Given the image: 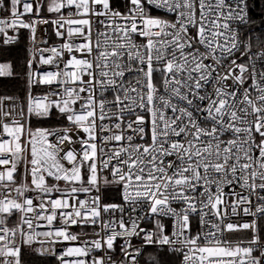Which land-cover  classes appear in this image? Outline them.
I'll list each match as a JSON object with an SVG mask.
<instances>
[{
    "label": "snow or ice",
    "instance_id": "1",
    "mask_svg": "<svg viewBox=\"0 0 264 264\" xmlns=\"http://www.w3.org/2000/svg\"><path fill=\"white\" fill-rule=\"evenodd\" d=\"M5 3L4 44L16 42L9 29L35 44L40 24L64 42L38 50L56 70L28 61L26 110L4 111L13 98H0V264H25L24 246L55 255L51 245L89 235L73 225L93 226L95 238L60 264H140L145 245L167 246L180 264H264V40L254 47L237 27L249 22L246 0H47L52 20L39 0ZM34 85L49 90L33 95ZM53 109L66 124L25 123ZM240 215L253 219H228ZM239 232L251 235H226ZM118 238L121 260L110 254Z\"/></svg>",
    "mask_w": 264,
    "mask_h": 264
},
{
    "label": "built area",
    "instance_id": "2",
    "mask_svg": "<svg viewBox=\"0 0 264 264\" xmlns=\"http://www.w3.org/2000/svg\"><path fill=\"white\" fill-rule=\"evenodd\" d=\"M116 0H111V3L114 7L119 8V9H123L124 7V0H118V2H115ZM39 3L41 5H44V7H42V10L40 11V17L45 18V19H56V14H52V13H48L47 12V8H46V4H47V0H39ZM10 7V5H9ZM34 7H35V3H34ZM5 8H6V3H5ZM246 11H247V17H248V21H249V10H248V4H247V0H246ZM6 14L5 10H0V16H4ZM153 14H158L157 12H153ZM64 15L67 16L68 15V10L64 11ZM248 24V23H247ZM237 25V27L240 29L241 34L243 35L244 33V27L247 25ZM55 26L54 25H50V24H40L37 26V33H36V43L33 44L30 38V33L27 29H20L19 32H14L13 30L9 29L8 30V35L12 36H16V42L15 43H10V44H4L3 40H4V36L0 35V44L2 45H7V46H11V45H16L20 42V40L24 37L28 38V48H29V57H28V61L35 55L36 59L33 61V68L36 70H41V71H54L56 70L54 66L52 65H40L39 64V49H43V48H51L53 46L59 47V45L61 43L64 42V40H62L60 37H57L55 35ZM244 36V35H243ZM262 40H264V37L262 38ZM259 45L256 44L254 45V47H258ZM44 55L47 57L49 55V53L45 52ZM27 61V64H28ZM63 65H61L62 67ZM52 88H57V85H53L51 86ZM49 90V86L46 85H34L31 88V92L33 93V95H43L45 94L47 91ZM29 85H28V80H27V88H26V95L23 99H21L18 96L15 95H10V94H5L2 95L1 98L4 97H11L13 99L9 100V99H4L3 100V108L4 111H8L11 107L15 106L17 110H19L21 107H25L26 110V103H27V96L29 94ZM25 123L28 124L30 127H32L33 129L37 128V127H43V128H54V127H61L64 124H66V121L60 116V114L53 109L51 115L48 118H44V119H38L35 116H32L29 119L26 118ZM6 138V137H5ZM20 177L19 175L17 176V180L19 181ZM60 186L63 187L64 184L63 182L60 183ZM103 190V189H102ZM105 191V202H117L120 203V197L118 195V193L113 190L111 192H108L107 190H103ZM227 191V189H226ZM94 194V193H93ZM26 195L29 198H35L38 195H40L37 192H28L26 193ZM53 197L58 196V193H53L52 194ZM80 198L84 199L85 194H80ZM229 221H234V222H250L253 217H249V216H229L228 217ZM166 223L170 224L171 221L168 220V218H165ZM13 223L15 222L14 219L12 221ZM46 222L44 221H40V224H45ZM57 223H62L60 221H57ZM261 221L258 220V224H260ZM11 226V225H10ZM141 226L143 228H145L146 230H150L154 228V223L148 222V221H141ZM47 230V228L44 227H40L37 228L36 231L40 232V231H45ZM94 228L91 225L88 226H76L73 225L69 228V231L73 234H79L81 232H86L89 233L88 236H83V237H79L77 241L75 242H71V241H62L60 243L51 245V248L53 249V251L55 252V255H50V254H44V255H40L39 253H37L40 256H45V257H50V258H54L58 264H60L58 257L60 255L63 254L64 250L68 247H76V246H82L81 245V241L83 239H93L95 237H93L91 235V233L93 232ZM95 231H99V227L96 226L95 227ZM229 235L231 239H233L234 241L238 242L240 238L243 237H250V233H245V232H239V233H234V234H226ZM262 235V242H264V233H261ZM40 239H43V237H38L37 238V242H34L32 245V248H39L41 247V245L38 243V241ZM141 243L140 239L133 237L132 238V244L135 246H139ZM123 244V240L119 239L117 240V247L115 249L114 252L110 253L114 259L116 260H121L123 259V253L120 251L119 245ZM44 247H49L48 244H45ZM152 249H161L164 250L166 252L172 253L170 251L167 250V246H164L163 248L159 247L158 245H145L141 251V255L139 257H137V259L139 260L140 264H145V258L149 255L150 251ZM132 249H129V251H131ZM30 253H36L33 252L32 249L28 248V246H24L23 249V254H22V259L24 260ZM96 253H93V255H95ZM175 254L178 259H179V264H180V260L181 257L176 254V253H172ZM25 261V260H24ZM25 264H29L26 263ZM125 264H128L127 261H125Z\"/></svg>",
    "mask_w": 264,
    "mask_h": 264
},
{
    "label": "trees",
    "instance_id": "3",
    "mask_svg": "<svg viewBox=\"0 0 264 264\" xmlns=\"http://www.w3.org/2000/svg\"><path fill=\"white\" fill-rule=\"evenodd\" d=\"M115 2H118L116 0ZM249 10V22L244 27L243 35L250 39L253 45L264 37V0H247ZM10 0H6L8 9ZM29 57L28 38H22L16 45L0 44V63L12 65L11 76H0V98L2 95L10 94L23 99L27 88V61ZM151 257H155L161 264H179L175 254L161 249H152L149 256L145 258V264H153ZM29 264H58L54 258L40 256L37 253H30L25 259Z\"/></svg>",
    "mask_w": 264,
    "mask_h": 264
},
{
    "label": "rangeland",
    "instance_id": "4",
    "mask_svg": "<svg viewBox=\"0 0 264 264\" xmlns=\"http://www.w3.org/2000/svg\"><path fill=\"white\" fill-rule=\"evenodd\" d=\"M149 256V255H148Z\"/></svg>",
    "mask_w": 264,
    "mask_h": 264
}]
</instances>
